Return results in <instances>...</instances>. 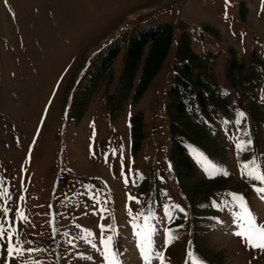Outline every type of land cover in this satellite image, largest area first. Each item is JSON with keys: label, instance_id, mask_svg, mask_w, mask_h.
Returning a JSON list of instances; mask_svg holds the SVG:
<instances>
[{"label": "rangeland", "instance_id": "1", "mask_svg": "<svg viewBox=\"0 0 264 264\" xmlns=\"http://www.w3.org/2000/svg\"><path fill=\"white\" fill-rule=\"evenodd\" d=\"M158 24L155 69L153 40L128 67ZM188 61L203 103L179 111ZM11 74L28 77L22 127L38 142L21 205L0 197L20 241L9 256L0 239V264H264L236 234L264 226V0H0Z\"/></svg>", "mask_w": 264, "mask_h": 264}, {"label": "crops", "instance_id": "2", "mask_svg": "<svg viewBox=\"0 0 264 264\" xmlns=\"http://www.w3.org/2000/svg\"><path fill=\"white\" fill-rule=\"evenodd\" d=\"M5 46L9 48L11 45ZM27 78L21 79L18 74H11L10 78L0 77V197L14 206L21 205V194L26 192L28 184H32H23L22 180L34 176L33 155L38 142L29 138L27 128L22 127L27 113L35 114L34 108H28V103L33 104V98L27 96L22 84ZM30 92L34 94L32 90Z\"/></svg>", "mask_w": 264, "mask_h": 264}, {"label": "trees", "instance_id": "3", "mask_svg": "<svg viewBox=\"0 0 264 264\" xmlns=\"http://www.w3.org/2000/svg\"><path fill=\"white\" fill-rule=\"evenodd\" d=\"M169 31L170 29L168 27H164L163 25L158 24L145 30V33L142 36L133 39L127 56L128 67H133L136 64L142 54V47L144 43H146L148 40H153L156 45H163L157 46L158 48L155 47V50L158 51L157 55H159V60L155 61L154 63L155 65L153 69H155V67L160 61V58L163 56L164 51L166 50L167 37L169 35ZM150 57H152V54ZM112 58L113 57L109 59V63L112 61ZM196 78V76H193V74H191V66L189 61L188 63H185L182 72L175 77L176 83H173L174 88H172V90L175 91V97L178 102L177 109L179 111H182L181 107L184 101L191 102L192 100L196 99V97H198V100L201 102L202 92H200L198 88V81ZM179 88H181V90L177 91ZM187 91L190 92V95L187 94ZM182 98L184 99V101H182ZM180 160L182 163L185 162L187 166V161L185 160V158H183L182 155Z\"/></svg>", "mask_w": 264, "mask_h": 264}, {"label": "snow or ice", "instance_id": "4", "mask_svg": "<svg viewBox=\"0 0 264 264\" xmlns=\"http://www.w3.org/2000/svg\"><path fill=\"white\" fill-rule=\"evenodd\" d=\"M5 2H7V0H5ZM228 3H229V0H226V6H227ZM225 17L227 18V13H225ZM240 116L243 117L244 113L241 112ZM93 127H94V125H93ZM249 143H250V141H249ZM115 151L116 150H113V154H115ZM125 167H126V165H125ZM127 182H128V176L126 174L125 183H127ZM257 192H258V194H264V187L257 188ZM130 198L135 199L133 197H130ZM239 198L242 199V197H239ZM260 198L262 200H264V195H261ZM21 199H23V197H21ZM49 207H51V205ZM8 211H10V209L7 206H5L4 211L2 213H0V214H2L5 217H7ZM16 215H17V217L21 218L22 220H27V217L23 216L19 211H17ZM6 222H7V220H5V223ZM249 223H251V221ZM103 230H104V226H101V231L103 232ZM256 231L259 233V236H258V238L256 240H253L251 234L246 235L245 233H241V232H238L236 234L238 236H245L246 241L251 243V245L253 247H258V248L264 249V226H261L260 228H257ZM5 235H7V240H8V245H9L8 249H7L8 255L9 256H13L15 254H19L17 249H16V247H15V245L19 244L20 241L19 240H15L14 241V234L11 231H8L7 233H5L4 226L2 224H0V239H3L5 237ZM89 235H91V233H89ZM109 239H111V237H109ZM102 242H103V239H102ZM165 246H167V241H166ZM26 251L29 252V253H32V252H35V251H40V249L29 248V249H26ZM89 259H91V258L89 257ZM145 261H146V264H150V262L148 261L147 257H145ZM37 264H38V262H37ZM161 264H163L162 255H161Z\"/></svg>", "mask_w": 264, "mask_h": 264}]
</instances>
